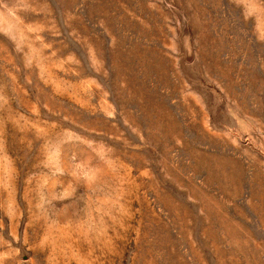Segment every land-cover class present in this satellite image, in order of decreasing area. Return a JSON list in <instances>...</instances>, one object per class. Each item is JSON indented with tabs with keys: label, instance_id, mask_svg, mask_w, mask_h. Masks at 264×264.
I'll use <instances>...</instances> for the list:
<instances>
[{
	"label": "rangeland",
	"instance_id": "obj_1",
	"mask_svg": "<svg viewBox=\"0 0 264 264\" xmlns=\"http://www.w3.org/2000/svg\"><path fill=\"white\" fill-rule=\"evenodd\" d=\"M0 264H264V0H0Z\"/></svg>",
	"mask_w": 264,
	"mask_h": 264
}]
</instances>
